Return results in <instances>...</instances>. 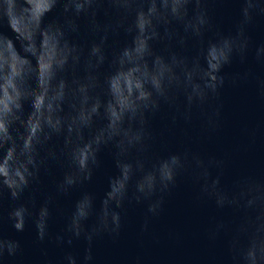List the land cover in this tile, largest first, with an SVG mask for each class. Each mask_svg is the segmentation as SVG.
<instances>
[{"label": "clouds", "instance_id": "clouds-1", "mask_svg": "<svg viewBox=\"0 0 264 264\" xmlns=\"http://www.w3.org/2000/svg\"><path fill=\"white\" fill-rule=\"evenodd\" d=\"M258 30L264 0H0V264H264Z\"/></svg>", "mask_w": 264, "mask_h": 264}, {"label": "water", "instance_id": "water-1", "mask_svg": "<svg viewBox=\"0 0 264 264\" xmlns=\"http://www.w3.org/2000/svg\"><path fill=\"white\" fill-rule=\"evenodd\" d=\"M234 13H235V5L234 4L224 3V4L216 5L217 18L223 22L225 27H227L229 25L230 17L233 16ZM255 36L257 39L264 38V31L258 30L255 33ZM227 70L228 71L235 70V66H233V68L227 69ZM241 102H242V100H241L240 94L232 92L231 90H229L226 93L227 114H228L230 120L232 119L233 112L239 108ZM253 107L254 106H253L252 101L249 100L248 101L249 113H251ZM208 147L210 150H215L217 148V145H209ZM103 161H104V170L105 171L111 170L112 161H111L110 156L105 154L103 156ZM93 187L98 192H102L103 188L105 187V179H104L103 172L95 178ZM185 200H186V191L182 190L177 195L176 200L173 202L172 209H171V218L172 219L180 220L182 218V216L184 214ZM59 226H60L59 223H54L53 224V230L54 231L58 230ZM8 231L11 235L17 236L18 238H20L24 242V244L26 245L28 251L31 253V250H32L31 249V242L33 239V233L30 230H26L24 233H19V234L15 233L14 230H12L11 228H9ZM100 248H101V251H103L104 245H101ZM131 250H133L131 247V244L126 243L123 251H131ZM164 251H166V250L162 249L157 254H163Z\"/></svg>", "mask_w": 264, "mask_h": 264}]
</instances>
